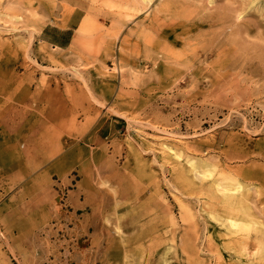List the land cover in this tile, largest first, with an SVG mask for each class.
Wrapping results in <instances>:
<instances>
[{
  "label": "rangeland",
  "instance_id": "obj_1",
  "mask_svg": "<svg viewBox=\"0 0 264 264\" xmlns=\"http://www.w3.org/2000/svg\"><path fill=\"white\" fill-rule=\"evenodd\" d=\"M262 244L264 0H0V264Z\"/></svg>",
  "mask_w": 264,
  "mask_h": 264
},
{
  "label": "bare ground",
  "instance_id": "obj_2",
  "mask_svg": "<svg viewBox=\"0 0 264 264\" xmlns=\"http://www.w3.org/2000/svg\"><path fill=\"white\" fill-rule=\"evenodd\" d=\"M205 174H206V172H205ZM216 185V184H215ZM233 223V225H239L240 223L239 222H236V221H234V222H232ZM244 226H247V227H249V222L247 223V222H245V224L244 223H242ZM242 226V225H241ZM244 229V228H243ZM242 229V230H243ZM247 231V230H246ZM260 256L261 257H264V244H262L261 246H260Z\"/></svg>",
  "mask_w": 264,
  "mask_h": 264
}]
</instances>
